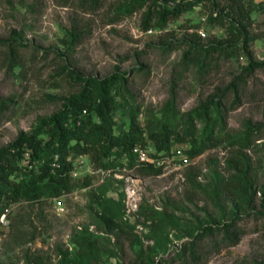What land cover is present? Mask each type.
Returning <instances> with one entry per match:
<instances>
[{
    "label": "rangeland",
    "instance_id": "374dc122",
    "mask_svg": "<svg viewBox=\"0 0 264 264\" xmlns=\"http://www.w3.org/2000/svg\"><path fill=\"white\" fill-rule=\"evenodd\" d=\"M153 1L0 0V40H9L15 33L23 44L12 49L0 43V149L78 93L77 74L102 79L116 70L129 74L130 103L141 109L143 126L148 114L158 113L172 93L178 108L187 113L238 79L245 83L239 103L227 115L226 132L241 133L246 121L262 123L264 0H243L252 8L248 30L253 61L259 65L252 73L244 71L249 64L243 53L230 56L209 51L212 41L227 37L224 26L210 23V5L185 13L165 29L145 31L142 18L149 7H155ZM217 2L226 6L230 0ZM68 33L75 37L70 45ZM191 39L199 45L194 63L188 65L183 56ZM226 93L231 103L234 94ZM130 103L115 113L117 135L129 128ZM188 148L186 143L175 150ZM81 160L69 159L72 178L90 177V187L57 198L62 206L55 199L20 201L0 216V264H135L140 252L150 249L168 264H264V132L246 150L224 143L187 167L168 164L156 176L132 172L140 203L147 202L172 217L176 228L171 231L150 230L136 224V218L118 235L91 226L101 212L100 188L118 201L127 182L95 170L87 157L84 164ZM246 160L254 182L252 194L237 195L227 186L235 173L227 162L242 167ZM235 215L243 231L237 245L214 248L206 239L196 243L202 254L197 262L188 252L186 260L177 259L176 254L191 245L201 227L229 222ZM87 226L98 235L93 254L79 251L72 243L73 234Z\"/></svg>",
    "mask_w": 264,
    "mask_h": 264
},
{
    "label": "trees",
    "instance_id": "16d2710c",
    "mask_svg": "<svg viewBox=\"0 0 264 264\" xmlns=\"http://www.w3.org/2000/svg\"><path fill=\"white\" fill-rule=\"evenodd\" d=\"M153 5L155 7H149L142 18L145 31L165 29L185 13L201 5H210V23L224 26L227 37L212 41L209 51L230 56L243 53L249 64L245 72L252 73L259 67L253 61L251 51L253 39L248 27L252 8L247 2L230 0L228 5L222 6L217 0H154ZM74 40L75 37L68 33L67 43L70 45ZM0 43L12 49L23 47L15 33L9 40H0ZM186 43L188 50L184 53L183 62L189 65L194 63L199 42L191 39ZM128 75L117 70L102 79L84 78L77 74L75 80L81 86L78 93L66 98L57 112L39 118L29 132H20L13 142L0 149V216L11 204L20 201L56 200L76 188L90 187V177L72 178L74 168L69 161L71 157H87L95 170L116 168L127 158L132 168L137 165L133 155L137 145L153 146L157 153L170 155L176 146L187 143L189 148L184 153L194 160L224 143L241 150L249 149L258 134L264 132V121L258 124L246 121L238 134L226 132L227 115L239 103L241 86L245 83L239 79L227 88L234 94L231 103L226 101L227 90H219L196 108L183 113L177 106L176 95L172 93L158 113L148 114L143 126L139 120L141 109L130 103ZM129 103L132 105L129 128L117 135L115 113L123 104ZM227 166L235 171L227 181L230 190L237 195L252 194L254 182L249 179V162L246 160L242 167H233L228 161ZM162 171L161 167L145 164L134 172L139 176H156ZM192 182L196 184L194 178ZM122 197L118 201L108 198L100 188L97 204L101 212L93 217L91 226L98 231L110 230L117 234L126 229L132 218H136V224L142 223L150 230L164 232L176 228L172 217L147 202L140 205L135 217L125 219V191ZM240 220L235 215L229 222L201 227L199 233L193 235L191 245L176 254L177 259L186 260L188 252L189 257L197 262L202 254L197 252L196 243L206 239L214 248L237 245L243 235L238 225ZM91 226L77 230L72 236V243L79 251L93 254L97 249L98 235L91 231ZM157 256L154 249L142 251L135 264H168L158 260Z\"/></svg>",
    "mask_w": 264,
    "mask_h": 264
},
{
    "label": "built area",
    "instance_id": "2783aa9c",
    "mask_svg": "<svg viewBox=\"0 0 264 264\" xmlns=\"http://www.w3.org/2000/svg\"><path fill=\"white\" fill-rule=\"evenodd\" d=\"M205 37V34H201ZM86 115V112H84ZM133 155L135 157L137 165L130 168L129 162L127 158H124L121 161V165L116 168H111L108 170L100 169L99 172L109 173L110 175H114L115 177L124 180L126 183L125 188V219H129L135 217L140 208V199L138 198V194L136 188L132 186L134 182L132 172L140 167L141 165L150 164L154 167L164 168L165 166L173 165L176 167H187L191 164L192 159L184 153L181 149L175 150L170 155H166L164 153H157L153 146H141L137 145L133 149ZM85 158L82 157L81 163H85ZM87 160V159H86ZM57 202V199L55 200ZM62 201L58 200L57 205L62 206Z\"/></svg>",
    "mask_w": 264,
    "mask_h": 264
}]
</instances>
